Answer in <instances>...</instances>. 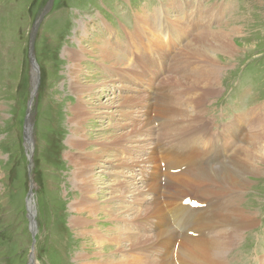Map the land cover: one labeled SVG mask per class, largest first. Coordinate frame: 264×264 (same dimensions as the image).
<instances>
[{
  "label": "rangeland",
  "instance_id": "374dc122",
  "mask_svg": "<svg viewBox=\"0 0 264 264\" xmlns=\"http://www.w3.org/2000/svg\"><path fill=\"white\" fill-rule=\"evenodd\" d=\"M49 1L0 0V264H30L31 256L33 264H106L103 256L120 259L126 244H119L129 243H105L106 235L115 237V227L130 236V231L148 234H141L148 229L129 218L127 206L138 214L148 206L149 191L141 188L148 189L153 166L135 161L127 167L119 159L113 173L108 161L92 167L91 151L106 136L114 138L110 142L119 156L140 161L146 153L141 149L156 137L169 143L171 136L159 135L175 125L194 137L197 130L200 148H213L214 154L220 144L222 152H231L240 143L231 132L243 137L248 130V147L264 137V0H54L35 39L39 73L33 75L31 33ZM219 35L232 49L216 54L215 68L197 45ZM211 41L223 45L222 38ZM103 48L113 56L102 54ZM155 91L176 106L173 127L165 129L163 120L146 125L145 109ZM30 115L32 159L25 139ZM259 166L240 198L257 222L225 253L228 264L264 261V162ZM106 167L111 171L104 172ZM91 172L93 195L88 196L78 178ZM119 179L128 189L114 207L97 217L87 211L81 218L87 225L75 224V196L87 209L88 203L108 198ZM31 185L35 235L27 205ZM118 207L129 221L113 220L112 208ZM203 208L191 215L194 221L209 214Z\"/></svg>",
  "mask_w": 264,
  "mask_h": 264
},
{
  "label": "bare ground",
  "instance_id": "6f19581e",
  "mask_svg": "<svg viewBox=\"0 0 264 264\" xmlns=\"http://www.w3.org/2000/svg\"><path fill=\"white\" fill-rule=\"evenodd\" d=\"M219 38H222L224 47L218 41H211ZM224 38L225 36L219 35L212 39H205V42H199V45L196 43L200 49L199 54L202 56L208 54L209 58H204L208 65L211 63L213 67L217 68L216 65L220 58L216 54L231 53L232 46L228 42L225 43ZM105 50L107 49L103 48L102 54L109 57L113 56L111 52ZM123 98L127 99V97ZM133 98H136V101L139 96L134 95ZM148 103V108L145 109L144 113L145 118H147V126L163 120L161 122L166 129L171 122L177 123L174 118L176 116H173L176 106L172 105V100L166 93L155 91V97L152 95ZM262 125L264 124L262 123ZM137 129L136 132L140 133L139 128ZM247 131L243 137H240L236 132H231L232 137L242 138L240 143L231 152H222L220 144L219 151L214 154L213 148L203 150L202 147L200 148L198 137H202V134L198 133L197 130L192 132L198 136L194 137L193 135H186L188 130L179 131V127L175 125L174 128L162 131L159 135L167 138L171 136L169 143H165L160 137H156L151 144L148 143L151 147L141 149V152L146 151V153L140 161L139 159L119 156L120 152L113 149L115 143L111 144L112 142H110L114 138L104 136L100 142L102 146L91 151L90 165L92 167L95 165L105 167L103 166L105 164H101V162L108 161V163L111 162L110 167H113V173H115L119 169L114 167L115 161L121 163V159L124 160L121 164L127 165V167H132L133 164L131 163L135 161L138 162L134 165L141 163L153 166V176L147 184L148 189L141 188L143 192L149 191L150 202L148 206L146 208L141 207L144 208L141 214H138L139 211L136 208L131 209L127 206V210H131L130 214L132 215L131 217H124L128 221L129 218L136 219L140 226L148 229L141 234L147 232L148 234L140 237L135 233L136 231H130L133 234L130 236L126 228L115 227V237L106 235L105 243H112L113 245V243L124 239L129 240V243H125V241L123 244H119L120 247H124L126 244V248L121 249V252L124 253L120 259L113 258L110 260L108 259L110 256L108 258L103 256V259L107 260L106 264H228L225 253L236 245L235 242L239 236L245 235L257 222L254 215L240 205V198L248 187L249 175L257 176L260 173L261 167L259 165L264 162V149H262L264 148V137H260V132H258L257 137L260 138L254 139L252 146L248 147L245 144L251 141V134L248 135L249 132ZM122 139L126 140L125 136ZM93 141L96 142L97 140ZM81 157L86 158L85 155ZM214 158L218 159V162L210 163V160ZM106 171L110 172L111 170L106 167L104 172ZM78 179H81L85 184L87 195H93V187L90 184L94 180L92 172L85 176V179L82 177ZM112 186L116 190H110L108 198L106 197L104 201L94 200L88 203L87 209L86 201H81L75 196L77 200L75 202L77 205L79 204L77 215L74 217L75 224L87 225L85 221L81 220L84 213L94 211L95 217L99 216L100 210L108 209V206L114 207L115 198L128 189L126 181H122V179L116 180ZM81 190L83 191L84 188ZM100 203L102 206L99 205ZM203 206L206 207L209 214L194 221L191 215L194 211H203ZM119 209V207L112 208L113 220L123 218L125 213L121 214ZM170 216H173V222L169 219ZM95 230L96 228L90 232ZM96 236L100 237V235Z\"/></svg>",
  "mask_w": 264,
  "mask_h": 264
},
{
  "label": "water",
  "instance_id": "95a60500",
  "mask_svg": "<svg viewBox=\"0 0 264 264\" xmlns=\"http://www.w3.org/2000/svg\"><path fill=\"white\" fill-rule=\"evenodd\" d=\"M53 1L54 0H50L49 3L47 4V6L42 10V12H40L39 16L36 18V22L34 23L33 26V30L31 33V41H30V47H29V59H30V65H31V69L33 72V75H36V73H39V66L38 63L36 61V55H35V39L37 37V33L39 30V27L41 25V22L43 21V19L45 18V15L47 14V12L51 9L52 5H53ZM37 86H38V80L37 83L34 84L33 87V91H32V97H31V101L29 104V108H31L32 104H33V100L35 95L37 94L36 90H37ZM31 118L32 116L30 115L27 120H26V127H25V139H26V143L29 146L30 149V153L29 156L32 159L33 156V151H34V145H35V141L32 135V130H33V124L31 123ZM30 170L32 169V164L29 165ZM33 195V185H31V189L29 191V200H28V212H29V219L31 222V226H32V234L35 235L36 233V224H35V210H34V203H33V199L32 196ZM33 256H31L30 259V264H33Z\"/></svg>",
  "mask_w": 264,
  "mask_h": 264
}]
</instances>
